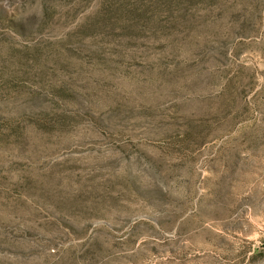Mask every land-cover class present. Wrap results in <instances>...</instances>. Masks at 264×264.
Here are the masks:
<instances>
[{"label": "rangeland", "instance_id": "374dc122", "mask_svg": "<svg viewBox=\"0 0 264 264\" xmlns=\"http://www.w3.org/2000/svg\"><path fill=\"white\" fill-rule=\"evenodd\" d=\"M0 264H264V0H0Z\"/></svg>", "mask_w": 264, "mask_h": 264}]
</instances>
